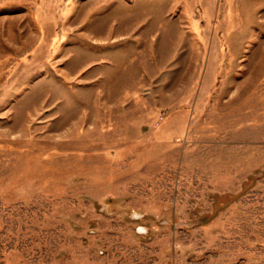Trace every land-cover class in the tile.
<instances>
[{
  "label": "rangeland",
  "instance_id": "374dc122",
  "mask_svg": "<svg viewBox=\"0 0 264 264\" xmlns=\"http://www.w3.org/2000/svg\"><path fill=\"white\" fill-rule=\"evenodd\" d=\"M0 264H264V0H0Z\"/></svg>",
  "mask_w": 264,
  "mask_h": 264
}]
</instances>
